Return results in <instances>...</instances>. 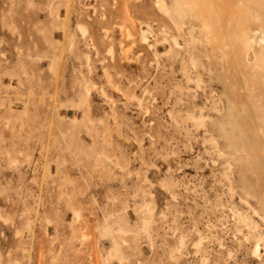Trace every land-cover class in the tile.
<instances>
[{
	"label": "rangeland",
	"instance_id": "obj_1",
	"mask_svg": "<svg viewBox=\"0 0 264 264\" xmlns=\"http://www.w3.org/2000/svg\"><path fill=\"white\" fill-rule=\"evenodd\" d=\"M164 1L0 0V264H264L239 87Z\"/></svg>",
	"mask_w": 264,
	"mask_h": 264
},
{
	"label": "bare ground",
	"instance_id": "obj_2",
	"mask_svg": "<svg viewBox=\"0 0 264 264\" xmlns=\"http://www.w3.org/2000/svg\"><path fill=\"white\" fill-rule=\"evenodd\" d=\"M160 7L174 17L175 11H171L164 0ZM177 8L202 18L213 50L224 58L227 82L233 92L239 87V92L233 96L247 133L234 142L239 155L236 161L245 171L249 149L253 151L251 164L258 156L264 157V51L261 55L252 52L258 41L251 42L246 31L250 23L259 27L260 19H264V0H176ZM78 29L83 34L87 32L82 25ZM143 37L146 41L147 31H143ZM259 38L264 41V25H260ZM260 46L264 48V44ZM259 185L264 201V177ZM112 239L116 258L123 259L122 242L125 239L116 235Z\"/></svg>",
	"mask_w": 264,
	"mask_h": 264
}]
</instances>
